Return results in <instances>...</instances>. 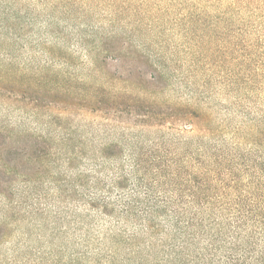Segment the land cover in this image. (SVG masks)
<instances>
[{"label":"rangeland","instance_id":"obj_1","mask_svg":"<svg viewBox=\"0 0 264 264\" xmlns=\"http://www.w3.org/2000/svg\"><path fill=\"white\" fill-rule=\"evenodd\" d=\"M228 2L0 0V264H74L72 254L82 251L76 246L80 232L56 220L57 201L48 197L45 206L33 208L28 188L47 191L53 186L51 176L32 175L33 170L24 176V152L31 149L30 141L39 145L45 140L52 149L59 146L58 119L85 130L90 122L117 124L111 113L75 104L72 93L70 97L60 93L61 71L74 77L89 74V57L82 44L98 49L101 43L118 48L128 42L131 56L136 49L141 60L142 74L157 77L155 86L161 90L157 100L165 105L166 114L152 119L153 127L141 129H147L148 135H165L177 152L200 147L211 155L254 146L251 137L264 121L251 118V113L259 115L264 110V72L258 70L256 76L255 62H244L232 50L240 39L236 27L223 29L185 19L195 6L214 15L226 10ZM118 54H106L110 73H123L120 62L114 61ZM116 86L127 84L119 81ZM183 106L186 112L170 111ZM47 134V139L42 138ZM50 160L49 169L42 166L53 174L58 161L53 156ZM132 232V228L126 230ZM136 239L139 250L131 255V264L147 255L148 243L154 245L150 254H163L166 242L161 233ZM121 246L112 255L114 262L129 254L127 245ZM78 262L93 264L85 258Z\"/></svg>","mask_w":264,"mask_h":264},{"label":"trees","instance_id":"obj_2","mask_svg":"<svg viewBox=\"0 0 264 264\" xmlns=\"http://www.w3.org/2000/svg\"><path fill=\"white\" fill-rule=\"evenodd\" d=\"M227 1V9L218 14L195 6L185 19L236 27L240 39L232 50L244 62H255L258 76V70L264 72V0ZM101 44L98 49L81 45L89 57V74L74 77L61 71L59 88L63 95L72 93L75 104L111 113L117 124L90 122L85 130L58 119L59 146L53 149L45 140L38 145L27 138L29 134L24 137L32 146L24 152V176L29 177L30 170L32 175L47 173L53 185L43 193L28 188L34 210L51 197L58 202L56 220L82 235L76 244L82 253L72 254L74 264L80 258L92 259L93 264H131V255L139 250L136 238L160 233L166 242L163 254H150L154 245L148 243L147 255L138 256L136 264H264V126L251 137L254 146L249 149L211 155L200 147L177 152L165 135L152 137L147 129L141 130L166 114L157 100V77L142 74L141 60L136 49L131 56L130 43L118 48ZM108 53H119L114 61L120 62L123 73L106 70ZM119 81L127 86L117 87ZM186 110L183 106L170 111ZM251 115L264 121V110ZM50 156L58 161L53 174L48 172ZM129 228L135 232L126 233ZM123 243L129 254L114 262L112 255Z\"/></svg>","mask_w":264,"mask_h":264}]
</instances>
